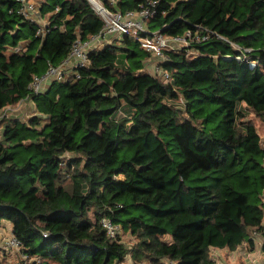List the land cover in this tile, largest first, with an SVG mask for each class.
<instances>
[{"label": "trees", "instance_id": "trees-1", "mask_svg": "<svg viewBox=\"0 0 264 264\" xmlns=\"http://www.w3.org/2000/svg\"><path fill=\"white\" fill-rule=\"evenodd\" d=\"M42 1L44 28L0 0V113L35 105L27 122H0V222L23 244L19 264H215L214 249H254L264 238V137L251 118L264 124V0H159L150 32L210 31L199 57L168 54L165 80L145 70L140 41L117 37L90 52L80 79L34 93V76L104 27L89 0Z\"/></svg>", "mask_w": 264, "mask_h": 264}, {"label": "built area", "instance_id": "built-area-1", "mask_svg": "<svg viewBox=\"0 0 264 264\" xmlns=\"http://www.w3.org/2000/svg\"><path fill=\"white\" fill-rule=\"evenodd\" d=\"M17 12L24 18L35 21V14H38L42 7V0H17ZM97 14L104 21L102 31L87 40H77L71 49L69 56L64 62L56 66L48 63L47 71L44 75L34 76L29 88L34 93H40L44 90L47 81L68 82L70 79H80V71L87 68L90 64L89 54L91 51L100 50L106 44L112 42L114 37L128 36L134 40L140 41L143 48L149 52L154 59L153 75L169 79L168 73L164 70L162 64L168 60V54H183L186 57H199L200 51L195 49V44L204 42L209 39L211 32L199 27L197 32L187 31L183 35L168 37L161 32L151 33L148 29L147 22L156 14L159 0H146V5L139 10H112L100 0H89ZM112 6H117L119 0H107ZM44 28V27H43ZM43 33L40 30V33ZM239 60L248 62L253 67L258 62L251 61L245 55L238 57ZM72 63V69H65L66 65ZM150 72V71H149ZM25 100L19 103L22 104ZM13 108L6 107L0 113V122L12 115ZM2 128L0 127V132ZM103 228L111 238H117L120 235V227L110 219L101 221ZM256 235V234H255ZM5 250L10 253H16L21 256V261H26L27 256L23 252L22 242L11 234L5 242Z\"/></svg>", "mask_w": 264, "mask_h": 264}, {"label": "crops", "instance_id": "crops-1", "mask_svg": "<svg viewBox=\"0 0 264 264\" xmlns=\"http://www.w3.org/2000/svg\"><path fill=\"white\" fill-rule=\"evenodd\" d=\"M35 15H37L38 17H40V16L43 17V19H46V23H47L48 18H46L47 16H42L41 10L38 14H35ZM34 22H36L37 24L40 25V23L38 22V19L35 18ZM154 63H155V61L151 56L150 59L145 64V70L153 72L154 71V69H153ZM72 68H73L72 63L70 65L65 66V69H68V70H70ZM54 82H56V81H47L45 86H44V90L41 92L47 91L51 87L52 83H54ZM23 100H25V101L19 105V103ZM23 100H21L18 103V105L16 106L18 108L21 107L20 108L21 110L16 111L14 114H12L9 117V119H18V120H21L23 122H27L35 114L34 103L28 98L23 99ZM8 107H10V106H8ZM11 234H14L12 223H10L8 221H1L0 222V264H19L21 262V256L20 255H18L16 253H10L9 251L5 250V246H4L5 242ZM259 241L263 242L262 246H261V250H262V253L264 255V252H263L264 238L261 237L260 235H255V242H256L255 248L251 249L248 245H246L249 248L250 252L247 255H243L244 258L235 257V253L239 250L241 251L245 247V245L243 247H240L236 251H230L228 249H214L212 259L214 260L215 264H258V261H256V258L253 255L257 249V245H258ZM253 257H254V259H252Z\"/></svg>", "mask_w": 264, "mask_h": 264}, {"label": "rangeland", "instance_id": "rangeland-1", "mask_svg": "<svg viewBox=\"0 0 264 264\" xmlns=\"http://www.w3.org/2000/svg\"><path fill=\"white\" fill-rule=\"evenodd\" d=\"M38 19V22L40 23V25H42L43 27L46 25V19H43V17H38L37 15H35L34 19ZM47 18V17H46ZM114 39H117V37H114ZM112 40V41H113ZM23 106V105H22ZM13 108V110L11 111L12 114H14L16 111H20L21 107H16V106H11ZM30 111V110H29ZM253 122L256 124L257 128H258V131L260 132V134L264 137V124L261 122V120L256 117L255 115H252L251 116ZM212 122V121H211ZM209 123L208 125H212V123ZM190 184H193L192 182ZM120 235L122 236V241L130 248L133 247L134 243L136 242V240L134 239V237H132L129 233H126L124 232L123 230L120 229ZM262 241H259L258 242V245H257V249L256 251L254 252V257L256 258V261H258V264H264V255L262 253V250H261V246H262ZM249 248L245 245V247L240 251H237L235 253V257H241V258H244L243 255H247L249 253ZM213 254V253H212ZM254 257L252 259H254ZM121 264H133V261L130 257V255L126 258V260L121 263Z\"/></svg>", "mask_w": 264, "mask_h": 264}]
</instances>
